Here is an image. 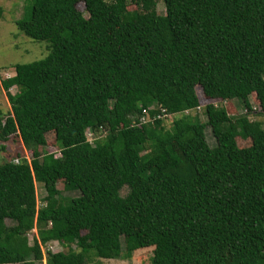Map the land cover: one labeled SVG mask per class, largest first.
I'll list each match as a JSON object with an SVG mask.
<instances>
[{"label": "trees", "instance_id": "trees-1", "mask_svg": "<svg viewBox=\"0 0 264 264\" xmlns=\"http://www.w3.org/2000/svg\"><path fill=\"white\" fill-rule=\"evenodd\" d=\"M27 1L16 26L50 53L5 85L0 144L33 158L0 160V264H264V125L214 104L264 109V0ZM198 89L207 122L186 115ZM49 133L59 156L40 154Z\"/></svg>", "mask_w": 264, "mask_h": 264}, {"label": "rangeland", "instance_id": "rangeland-1", "mask_svg": "<svg viewBox=\"0 0 264 264\" xmlns=\"http://www.w3.org/2000/svg\"><path fill=\"white\" fill-rule=\"evenodd\" d=\"M30 5V2L27 0H0V109L6 115L10 114L12 111L8 94L15 95L18 92L17 88L15 87L9 92L5 90V85L7 84L8 79H11L15 76L14 67L17 64H28L42 60L50 53L46 42H34L22 34L16 26V23L19 20L25 18V13L27 12ZM78 9L81 12H84L85 7L83 4H80ZM131 9H134V7H131ZM157 10L161 15L165 13V5L163 0H158ZM198 94L201 100V110L192 111L186 115H189L192 118H197L202 122H207L204 110L205 106L211 102L205 100L200 89H198ZM214 104H216V106L224 107L231 117L247 115L252 121H260L264 125V109L261 100L257 98L256 95H253L250 98L249 108L246 106V104L237 100L225 102L223 104L216 102ZM173 121L174 117L167 118L165 120L167 127H170ZM206 135L209 145L212 148L216 147L217 141L211 128L207 129ZM88 139L92 142L94 141V136L91 133H88ZM55 140V134L49 133L46 136L45 141L40 146V154H56L59 156V151ZM237 144L240 148H247L251 146L250 141H243L242 139H238ZM16 157H24L29 161L33 158L32 153L24 148L20 138L18 136H13L8 142L0 144V160L5 162ZM64 185L63 179L58 180L57 188L60 191L63 200L69 201L80 195L77 192H67L64 188ZM126 194L127 189H124L122 191V195L125 196ZM36 196L39 207H43V205H45L44 200L47 194L44 187L38 183L36 184ZM7 225L13 226L14 224L12 221H7ZM36 235V230H34L29 235V241L31 245L33 244V240ZM153 250V248L140 250L133 255L131 261L100 260V262L101 264H151ZM43 251L45 253H58L67 252L68 249L61 246L57 242H53L44 247ZM41 264H45V262Z\"/></svg>", "mask_w": 264, "mask_h": 264}, {"label": "bare ground", "instance_id": "bare-ground-1", "mask_svg": "<svg viewBox=\"0 0 264 264\" xmlns=\"http://www.w3.org/2000/svg\"><path fill=\"white\" fill-rule=\"evenodd\" d=\"M51 224V223H50Z\"/></svg>", "mask_w": 264, "mask_h": 264}]
</instances>
